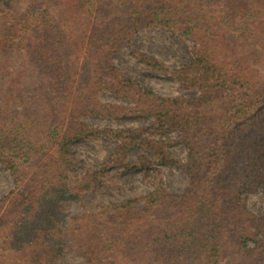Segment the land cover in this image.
I'll return each instance as SVG.
<instances>
[{
  "label": "trees",
  "instance_id": "16d2710c",
  "mask_svg": "<svg viewBox=\"0 0 264 264\" xmlns=\"http://www.w3.org/2000/svg\"><path fill=\"white\" fill-rule=\"evenodd\" d=\"M165 28L191 39L171 68L132 55L189 93L166 94L115 58L133 36ZM264 0H0V264H264ZM110 92L119 101L103 100ZM143 115L148 125L97 126L92 116ZM113 139L100 167L78 172L74 145ZM183 146L186 157L172 149ZM138 156L150 189L70 205ZM188 185L168 188L160 165Z\"/></svg>",
  "mask_w": 264,
  "mask_h": 264
},
{
  "label": "rangeland",
  "instance_id": "374dc122",
  "mask_svg": "<svg viewBox=\"0 0 264 264\" xmlns=\"http://www.w3.org/2000/svg\"><path fill=\"white\" fill-rule=\"evenodd\" d=\"M191 39L181 33L175 34L165 28L161 29H146L135 36L115 58L118 66L126 69L132 76L146 82L155 90L166 94L189 93L180 88L166 73L148 67L140 62L133 55V51H144L153 55L169 67L174 68L181 63L189 60L192 57L190 49ZM264 70V66H263ZM103 100L119 101V99L110 92H104L101 95ZM89 123L97 126H143L152 122L151 118L143 115H133L126 118H103L92 116L88 118ZM117 141L113 139H93V140H80L74 147L76 151V158L78 161V172L82 173L90 167H100L106 162L115 150ZM172 151L182 157H186V151L183 146H177ZM145 153L148 157L153 158V154L144 148L136 149L130 161L132 167L128 170L122 168L114 169V172L120 170L121 173L114 180L108 178L100 187L89 191L85 195L84 202L72 203L71 210L74 213H82L84 210L95 209L100 201H115L126 199L135 193L148 191L150 186L145 176V171L142 168L135 167L138 163V156ZM161 173L164 175L167 186L173 191H182L188 185V177L186 174L177 167L168 164L159 166ZM14 188V181L10 172L0 165V197L8 193ZM248 204L257 213L264 211V190L250 194L247 197ZM61 264H87L81 258L75 255H68Z\"/></svg>",
  "mask_w": 264,
  "mask_h": 264
}]
</instances>
